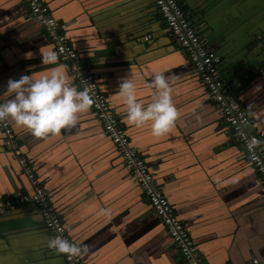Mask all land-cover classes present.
Here are the masks:
<instances>
[{"label": "crops", "instance_id": "1", "mask_svg": "<svg viewBox=\"0 0 264 264\" xmlns=\"http://www.w3.org/2000/svg\"><path fill=\"white\" fill-rule=\"evenodd\" d=\"M43 1L87 62L129 144L147 162L206 263L245 264L263 255L264 185L153 1ZM177 1L202 43L222 56L226 81L233 85L241 78L237 99L250 116L249 131L264 134V38L257 37L264 30V0ZM47 51H54L51 42L23 0H0V103L12 98L9 78L39 77L56 65L65 66L75 85L67 59L57 55L56 65L42 62ZM156 72L168 78L177 112L160 137L151 134L150 122L128 123L118 89L121 78H132L137 101L147 105L154 89L146 85ZM8 120L87 264H188L91 107L77 114L74 126L45 137ZM3 138L0 128V198L32 188ZM50 238L33 204L0 213V264H65L47 246Z\"/></svg>", "mask_w": 264, "mask_h": 264}, {"label": "built area", "instance_id": "2", "mask_svg": "<svg viewBox=\"0 0 264 264\" xmlns=\"http://www.w3.org/2000/svg\"><path fill=\"white\" fill-rule=\"evenodd\" d=\"M170 35L185 51L192 68L206 89L208 98L216 105L220 117L229 125L236 141L240 142L246 160L255 168L264 185V134L249 131L250 116L240 106L237 92L241 91L240 80L229 84L221 72L222 56L206 47L197 34L190 19L177 0H152ZM30 16L48 36L57 55L69 61V71L78 90H87L93 103L90 106L104 133L118 151L128 175L142 191L152 211L160 219L173 247L183 262L207 264L199 252L185 221L179 218L161 186L156 183L147 162L129 144L128 135L120 125L117 114L107 101L99 82L90 72L87 62L73 48L68 38L59 31L58 22L43 0H23ZM257 37L264 38V30ZM145 39L148 36L144 37ZM264 69V63L262 65ZM246 74L243 78H246ZM3 145L18 159L26 174L31 191L0 198V213L14 210L22 203H31L41 215L44 227L51 238L61 236L73 242L61 220V213L53 205L50 195L40 182L32 163L24 156L18 145L17 136L9 120L0 122ZM254 142V143H253ZM74 243V242H73ZM65 264H87L79 253L69 256L61 253ZM245 264H264V254L252 256Z\"/></svg>", "mask_w": 264, "mask_h": 264}, {"label": "clouds", "instance_id": "3", "mask_svg": "<svg viewBox=\"0 0 264 264\" xmlns=\"http://www.w3.org/2000/svg\"><path fill=\"white\" fill-rule=\"evenodd\" d=\"M57 59L55 51L41 54V60L46 64L56 65ZM64 67L56 65L48 74L39 77L29 74L20 75L18 79L9 78L6 89L13 95L7 102L0 103V122L11 119L35 137L56 135L61 129L74 126L77 114L86 112L93 101L87 90H78L68 82ZM146 86L154 89L147 105L137 101L134 80L128 76L119 81V96L128 123L141 127L150 122L151 134L160 137L169 131L177 117L168 78L162 72L153 73ZM47 246L69 256H76L81 251L80 246L61 236L50 238Z\"/></svg>", "mask_w": 264, "mask_h": 264}, {"label": "trees", "instance_id": "4", "mask_svg": "<svg viewBox=\"0 0 264 264\" xmlns=\"http://www.w3.org/2000/svg\"><path fill=\"white\" fill-rule=\"evenodd\" d=\"M182 6V5H181ZM183 7V6H182ZM183 9H184V7H183ZM243 82H242V84H245L246 82H247V80H242ZM237 94H238V92H237Z\"/></svg>", "mask_w": 264, "mask_h": 264}]
</instances>
